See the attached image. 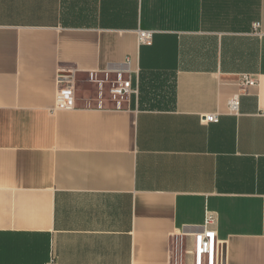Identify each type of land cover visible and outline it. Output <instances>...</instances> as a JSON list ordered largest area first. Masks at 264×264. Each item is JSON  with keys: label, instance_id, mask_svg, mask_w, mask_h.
Segmentation results:
<instances>
[{"label": "crops", "instance_id": "obj_1", "mask_svg": "<svg viewBox=\"0 0 264 264\" xmlns=\"http://www.w3.org/2000/svg\"><path fill=\"white\" fill-rule=\"evenodd\" d=\"M68 69L136 92L59 107ZM207 210L264 264V0H0V264H198Z\"/></svg>", "mask_w": 264, "mask_h": 264}, {"label": "built area", "instance_id": "obj_2", "mask_svg": "<svg viewBox=\"0 0 264 264\" xmlns=\"http://www.w3.org/2000/svg\"><path fill=\"white\" fill-rule=\"evenodd\" d=\"M138 34L141 42L152 41V30L139 29ZM65 81H67L68 84L63 85V82ZM59 82L61 86L57 95L56 105L64 108L74 107L76 101L74 84L70 83L71 80L69 79H63L62 74L59 75ZM239 83L242 87H248L257 84V80L250 76V74L242 73L239 76ZM110 92L113 94L117 102V106H120L122 105L121 101L136 92V89L133 86L131 77H125L122 73H118V75L111 82ZM239 108L240 97L236 94L229 99L228 110L232 113H238ZM201 120L203 122L218 121L219 117L217 113L202 114ZM216 221L217 216L215 212L207 210L202 228L198 232H195L196 247L194 250H187V253H196L198 264H224L223 242L217 238V232L213 228ZM48 264L57 263L52 260Z\"/></svg>", "mask_w": 264, "mask_h": 264}, {"label": "rangeland", "instance_id": "obj_3", "mask_svg": "<svg viewBox=\"0 0 264 264\" xmlns=\"http://www.w3.org/2000/svg\"><path fill=\"white\" fill-rule=\"evenodd\" d=\"M61 74L63 75V79L71 80L70 83L74 84L75 89L77 90V92L79 94H81L80 92H82L83 88L91 89V90H93L94 93H97V87L99 86V84L101 82H105L107 89H109V88H111L112 80H114V78H115L114 74L110 75L109 77H106V75L103 73L95 75L93 77H91L90 74H79V73L76 74L71 69H68L64 72H61ZM64 76H67V77H64ZM66 84H68L67 81L63 82V85H66ZM107 94H108V92H107ZM78 96L79 95L77 94V97Z\"/></svg>", "mask_w": 264, "mask_h": 264}, {"label": "flooded vegetation", "instance_id": "obj_4", "mask_svg": "<svg viewBox=\"0 0 264 264\" xmlns=\"http://www.w3.org/2000/svg\"><path fill=\"white\" fill-rule=\"evenodd\" d=\"M69 76V75H68ZM67 77V76H66Z\"/></svg>", "mask_w": 264, "mask_h": 264}]
</instances>
